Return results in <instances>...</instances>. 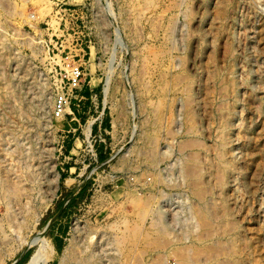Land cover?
<instances>
[{"label":"rangeland","instance_id":"obj_1","mask_svg":"<svg viewBox=\"0 0 264 264\" xmlns=\"http://www.w3.org/2000/svg\"><path fill=\"white\" fill-rule=\"evenodd\" d=\"M0 40L19 93L0 97V163L20 151L58 176L37 218L5 228L0 264H26L41 236L60 254L77 233L102 264H264V0H5ZM133 196L148 199L141 220ZM201 199L217 219L193 215ZM132 222L119 254L110 240Z\"/></svg>","mask_w":264,"mask_h":264},{"label":"bare ground","instance_id":"obj_2","mask_svg":"<svg viewBox=\"0 0 264 264\" xmlns=\"http://www.w3.org/2000/svg\"><path fill=\"white\" fill-rule=\"evenodd\" d=\"M1 1L5 2V0H1ZM10 13L12 14V13H18V12L16 11V9L12 8ZM5 46L6 45H4V41L0 40V64L8 59V56L7 55L5 56L4 52H3L4 51L3 48H5ZM6 50H7V47H6ZM6 81L4 78L0 77V95H1L0 97H3V99H4V97H10L11 95H12V97L13 96L19 97V93L16 92L15 90H12L11 87L9 88L8 86L10 85V83L7 82L8 83V85H7ZM6 105H8V104H6ZM27 106H29V105H27ZM17 108L18 109L16 110V113H19V111H21V110H19V107H17ZM66 108L64 109L63 113L65 112ZM11 110H13V109L11 108ZM20 113H22V112H20ZM90 131H91V123L88 124V126H87L86 134L88 135L90 133ZM13 145H15V144H13ZM30 152H32V151H30ZM164 152H165V150H164ZM20 153H21L20 151H19V154L16 153V157L14 159L15 163L10 167V169H9L10 172H9L8 168H6V166L4 165L3 162L0 163V198L3 202L2 205L4 206V210H5V212H3L4 217L2 219H0V239H2V235H3L6 227H8V230L10 228L16 229L17 226H19L21 223L22 224L24 223L23 220H24L25 215L30 214V212L35 210L34 209V203L36 201L34 202V200H35L36 193H39L40 191L47 189L46 198L52 199L54 196V190L57 188V181H58L57 177L58 176L53 171L51 166L48 167L46 165H42L41 162L39 160H37L35 156H32V154H31V157H28L29 155L26 157L23 155L19 156V155H21ZM184 171H185L184 175H186L187 178H192V180L196 179L197 174L195 172H193L194 170H191L188 167ZM44 185H45V187L43 188ZM34 190L36 192H33ZM42 197H43V195H42ZM146 198H147V195H146ZM147 201H148V199H143V198H140L138 196H133L131 198V203L134 207V211H135V215H136L137 220L138 219L141 220L142 217L144 216V214L147 210L146 206L148 207ZM146 203H147V205H146ZM221 210H222V208H221ZM193 211H194L193 215H195L198 218V220L202 221V223H203V221L208 222L206 220H209V219L212 220V218H214V217L216 219L219 217V216L218 217L215 216L216 214H218L217 211H216L217 213H214V212L212 213L211 211H208V209L205 207V203L203 202L202 199H201L200 206L198 208H194ZM32 213H34V216L36 218L39 215L37 211L32 212ZM158 213L159 212L157 209L156 210L154 209L152 211V215L154 214L152 217V223H151V227L153 228V231L159 230V231L163 232V234L161 233L163 236L165 234V236L167 235L166 237H168V236L172 237V236H170L172 234L167 233L169 231H167V232L165 231V229H167L166 224L163 222V220L161 218L162 216L158 215ZM195 216H194V218H195ZM211 220H209V221H211ZM36 221H37V219H36ZM152 228H151V230H152ZM139 229H140V225H138L135 222H132L126 228V230H125L126 232L121 233V234L119 233L113 238V240H110L113 242V244L115 246L114 248L117 252H119V254L122 252V250L126 244H131L134 240H136V236L139 233L138 231H140ZM192 231H196V230H192ZM154 232H152V233H154ZM192 233H194V232H192ZM145 236H147V235L145 234ZM4 238H5V235H4ZM16 238H18V237H16ZM112 242L109 244H112ZM229 245H230V242H229ZM229 245L227 248H229ZM224 246H226V245H224ZM113 252H115V251H113ZM184 258L187 259L186 256H184L183 259ZM55 259L57 260L56 261L57 264H102L98 255L95 253V248H94L93 242L88 240L86 238V236L85 237L82 236V234H80V233L74 234L72 239L70 238V241L67 242V244L64 246V248L60 254L57 252L54 244L49 239H47L44 236H41L39 238V242H38L37 246L35 247L34 251L30 255L26 264H46L47 262H49V261L51 262L52 260H55ZM157 262H158V260H157Z\"/></svg>","mask_w":264,"mask_h":264},{"label":"built area","instance_id":"obj_3","mask_svg":"<svg viewBox=\"0 0 264 264\" xmlns=\"http://www.w3.org/2000/svg\"><path fill=\"white\" fill-rule=\"evenodd\" d=\"M82 70L80 66H74L70 71V77L68 79V89L66 92H61L57 95L55 100V113L56 115H60L63 113L64 109L68 107V99L71 96L73 90L77 89L80 85V81L82 78Z\"/></svg>","mask_w":264,"mask_h":264},{"label":"water","instance_id":"obj_4","mask_svg":"<svg viewBox=\"0 0 264 264\" xmlns=\"http://www.w3.org/2000/svg\"><path fill=\"white\" fill-rule=\"evenodd\" d=\"M55 217H57V216H55ZM49 225V224H48Z\"/></svg>","mask_w":264,"mask_h":264}]
</instances>
